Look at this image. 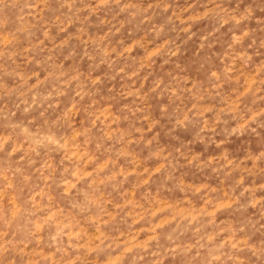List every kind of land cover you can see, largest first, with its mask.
<instances>
[{"label": "rangeland", "instance_id": "1", "mask_svg": "<svg viewBox=\"0 0 264 264\" xmlns=\"http://www.w3.org/2000/svg\"><path fill=\"white\" fill-rule=\"evenodd\" d=\"M0 264H264V0H0Z\"/></svg>", "mask_w": 264, "mask_h": 264}]
</instances>
